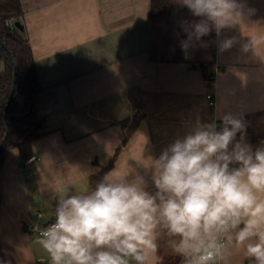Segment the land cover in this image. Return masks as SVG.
Segmentation results:
<instances>
[{
	"label": "crops",
	"instance_id": "0c3cea01",
	"mask_svg": "<svg viewBox=\"0 0 264 264\" xmlns=\"http://www.w3.org/2000/svg\"><path fill=\"white\" fill-rule=\"evenodd\" d=\"M238 3L242 21L219 34L213 28L185 51V29L200 18L178 0L155 19L150 0H21L43 135L32 143L38 160L28 164L10 150L0 169V264H49L37 239L57 198L89 187L135 116L137 131L106 173L139 172L149 190L147 159L197 123L219 125L217 117L231 113L244 121L247 143L264 142V42L251 45L264 37V0ZM226 40L230 47H222ZM159 255L162 264H181L166 238ZM231 264L252 261L236 253Z\"/></svg>",
	"mask_w": 264,
	"mask_h": 264
},
{
	"label": "clouds",
	"instance_id": "9594fccd",
	"mask_svg": "<svg viewBox=\"0 0 264 264\" xmlns=\"http://www.w3.org/2000/svg\"><path fill=\"white\" fill-rule=\"evenodd\" d=\"M178 2L200 18L185 29V51L213 28L219 34L242 21L238 0ZM261 42L251 38L254 48ZM217 118L147 159L153 190L131 170L65 189L37 239L49 264H162V238L181 264H231L236 253L264 264V142H246L241 118Z\"/></svg>",
	"mask_w": 264,
	"mask_h": 264
},
{
	"label": "trees",
	"instance_id": "16d2710c",
	"mask_svg": "<svg viewBox=\"0 0 264 264\" xmlns=\"http://www.w3.org/2000/svg\"><path fill=\"white\" fill-rule=\"evenodd\" d=\"M169 5L170 0H150V18L162 16ZM22 15L21 0H0V40L3 42V46H0V60L3 63L0 72V169L10 150H17L24 161L32 156V143L43 135L42 122L36 117L37 96L42 89L30 47L23 35ZM9 19L13 20L12 28L6 25ZM16 21L20 22L22 30L14 26ZM12 85L13 96L5 112ZM140 122L141 116L132 119L126 130L124 144L114 151L108 164L98 166V170L89 178L90 185H94L115 164L120 151L135 134Z\"/></svg>",
	"mask_w": 264,
	"mask_h": 264
},
{
	"label": "built area",
	"instance_id": "2783aa9c",
	"mask_svg": "<svg viewBox=\"0 0 264 264\" xmlns=\"http://www.w3.org/2000/svg\"><path fill=\"white\" fill-rule=\"evenodd\" d=\"M6 25L9 27V28H12L13 26V20L12 19H9L8 21H6ZM206 101L208 102L209 105H213L214 104V97L213 95H206ZM38 160L36 156L32 155L30 157H27L25 158V162L30 164L34 161ZM38 234H39V231H38Z\"/></svg>",
	"mask_w": 264,
	"mask_h": 264
},
{
	"label": "water",
	"instance_id": "95a60500",
	"mask_svg": "<svg viewBox=\"0 0 264 264\" xmlns=\"http://www.w3.org/2000/svg\"><path fill=\"white\" fill-rule=\"evenodd\" d=\"M14 26L19 29V30H22V26L20 24V22L16 21L14 23ZM0 46H3V42L0 40ZM12 83L14 84L15 83V78H13L12 80ZM13 92H14V86L12 85L11 87V90H10V95H9V99H8V102H7V106L5 107V112L7 111V108H8V105H9V101L11 100L12 96H13ZM4 116H5V113H4ZM5 130L7 132V127H5ZM0 150H1V146H0Z\"/></svg>",
	"mask_w": 264,
	"mask_h": 264
}]
</instances>
